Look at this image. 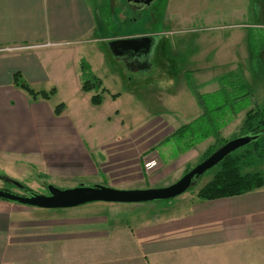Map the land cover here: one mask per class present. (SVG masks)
I'll return each mask as SVG.
<instances>
[{
    "label": "rangeland",
    "instance_id": "obj_1",
    "mask_svg": "<svg viewBox=\"0 0 264 264\" xmlns=\"http://www.w3.org/2000/svg\"><path fill=\"white\" fill-rule=\"evenodd\" d=\"M113 11L112 16L102 11L105 14L100 16V27L87 42L69 46L76 49V53H70L75 54L73 58H65L63 50L53 54L55 60L66 61L65 67L74 66L75 86L72 87L73 77L63 70L50 86L55 87L50 105H64V112L74 119L77 133L94 162L103 157L98 166L102 175L79 181L50 178L40 168L0 158V177L37 194H45L49 185L62 190L80 185L117 190L164 188L199 164L204 152L216 145L209 138L183 152L185 142L177 137L165 141L175 129L202 120L205 111L199 107L197 96L206 108L223 105L211 115L222 126L221 137L226 141L241 136L239 127L248 109L255 105L264 109V0H156L149 8L136 12L120 2ZM151 34L156 36V43L147 69L132 70L116 61L106 45L108 39ZM230 73L244 79L251 98L235 103L227 102L221 94L212 95L221 89L218 79ZM91 76L98 78L105 90L98 107L90 104V98L100 90L72 93L76 84ZM118 141L123 142L112 145ZM119 148L122 149L116 154L108 155ZM149 161L154 164L145 170ZM262 164L264 158L248 171L258 170L264 175ZM214 170L206 171L186 192L166 201L96 202L67 209L9 203L16 206L10 215L11 221L17 223L13 225L14 241L42 243L43 264H53L54 248L62 258L69 249L84 252L92 248L98 252L108 247L111 251L121 244L127 225L131 227L139 210L154 214L181 201H194ZM6 182L0 180V189L9 188ZM61 230H66L63 236L69 238L54 240V231ZM78 235H86V239Z\"/></svg>",
    "mask_w": 264,
    "mask_h": 264
},
{
    "label": "crops",
    "instance_id": "obj_2",
    "mask_svg": "<svg viewBox=\"0 0 264 264\" xmlns=\"http://www.w3.org/2000/svg\"><path fill=\"white\" fill-rule=\"evenodd\" d=\"M120 2L126 4L124 0H0V158L40 168L50 178L79 181L102 175L98 166L103 157L92 160L74 119L64 110L55 117L50 99L31 101L12 86V75L20 73L35 91H49L63 70L75 86L74 66L65 67L66 61L55 60L53 54L63 50L65 58H73L70 53L76 49L69 46L93 37L102 11L112 16ZM16 47L28 48L7 50ZM80 87L79 82L72 93H81ZM11 204L0 201V264H43L42 243L14 241L17 223L10 215L16 206ZM132 219L115 249L68 248L62 258L54 248L53 264L94 260L95 264H264V184L236 197L205 202L196 197L154 214L139 210ZM65 231H54V240H67Z\"/></svg>",
    "mask_w": 264,
    "mask_h": 264
},
{
    "label": "trees",
    "instance_id": "obj_3",
    "mask_svg": "<svg viewBox=\"0 0 264 264\" xmlns=\"http://www.w3.org/2000/svg\"><path fill=\"white\" fill-rule=\"evenodd\" d=\"M218 80L221 89L213 93V96L215 94H221L227 99V102L230 100L235 103L252 97L250 87L240 75L230 73L220 77ZM12 86L24 93L31 101H48L55 93V89L35 91L20 73H14L12 75ZM101 87L100 80L91 76V78L86 77L81 82L80 89L83 93L100 90L99 93H96L90 98V103L98 107L102 102L101 95L105 92ZM197 99L199 107L205 111L206 115L203 113L201 116L202 120L199 118L177 128L165 141H168L172 137H177L178 141L185 142L186 146L183 150L185 152L194 149L202 141L212 138L216 145L209 147L204 152L200 157V162H202L227 141L221 137L220 130L222 126L218 125L217 118L214 119V116L212 117L211 115L218 111L216 110L218 107H223V105L213 104L210 108H206L199 96H197ZM227 106H230V104H227ZM63 110L64 105L58 104L53 108L52 113L55 117H58L62 114ZM239 130L241 136L251 134L259 135V138L249 145L231 153L214 167L215 170L211 179L196 193L198 200L205 202L231 198L259 190L263 187L264 177L262 173L258 170H248L264 158V109H259L257 105L248 109L244 114ZM188 171L186 170L184 174Z\"/></svg>",
    "mask_w": 264,
    "mask_h": 264
},
{
    "label": "water",
    "instance_id": "obj_4",
    "mask_svg": "<svg viewBox=\"0 0 264 264\" xmlns=\"http://www.w3.org/2000/svg\"><path fill=\"white\" fill-rule=\"evenodd\" d=\"M129 8L140 7L147 9L156 0H124ZM156 36L144 35L129 38L110 39L106 45L116 59L125 56L132 59L144 55L148 59L154 49ZM259 135L245 134L227 141L215 150L205 160L191 168L174 184L164 188H149L136 190H117L99 185L84 187L82 185L70 189H57L51 185L47 186V194H37L28 190L27 196L13 194L7 190L0 189V200L14 203L19 206L37 209H67L79 207L90 203H123L142 204L154 201H166L180 196L190 188L194 182L206 171L217 166L225 157L231 153L249 145L257 140ZM3 181L10 182L17 188H23L18 182L0 177Z\"/></svg>",
    "mask_w": 264,
    "mask_h": 264
},
{
    "label": "flooded vegetation",
    "instance_id": "obj_5",
    "mask_svg": "<svg viewBox=\"0 0 264 264\" xmlns=\"http://www.w3.org/2000/svg\"><path fill=\"white\" fill-rule=\"evenodd\" d=\"M129 8V7H128ZM131 11H141L144 8H140V7H132L129 8ZM120 61L124 62L125 64H127V66H129L131 69H147L148 68V64H146L147 58L144 55H141L139 57H134L132 59H129V57L125 56L123 58H120ZM1 181H3L2 179H0ZM9 185V188H1V190H7L13 194H17V195H21V196H27L28 195V188L24 187L23 188H17L14 185H12L10 182H6ZM11 187V188H10ZM47 192L45 190V194L46 195Z\"/></svg>",
    "mask_w": 264,
    "mask_h": 264
},
{
    "label": "built area",
    "instance_id": "obj_6",
    "mask_svg": "<svg viewBox=\"0 0 264 264\" xmlns=\"http://www.w3.org/2000/svg\"><path fill=\"white\" fill-rule=\"evenodd\" d=\"M26 48H28V47H16V48H8L7 50H20V49H26ZM153 162L152 161H149V162H147L145 165H144V167H145V170H149V169H151L152 168V166H153Z\"/></svg>",
    "mask_w": 264,
    "mask_h": 264
}]
</instances>
